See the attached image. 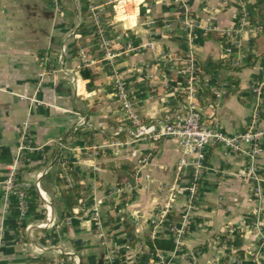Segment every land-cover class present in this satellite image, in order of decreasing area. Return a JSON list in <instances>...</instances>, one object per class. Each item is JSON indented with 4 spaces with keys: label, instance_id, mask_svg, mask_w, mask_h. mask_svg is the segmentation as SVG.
I'll return each instance as SVG.
<instances>
[{
    "label": "crops",
    "instance_id": "0c3cea01",
    "mask_svg": "<svg viewBox=\"0 0 264 264\" xmlns=\"http://www.w3.org/2000/svg\"><path fill=\"white\" fill-rule=\"evenodd\" d=\"M255 3L0 0V264H264V137L255 180L244 154L211 145L196 168L176 139L135 137L130 117L158 125L188 103L190 55L199 74L192 103L205 123L227 135L251 121L263 129L264 24ZM209 61L226 68L202 70ZM84 68L96 75L90 90ZM201 90L215 91L214 101L198 99ZM57 156L82 186L81 208L70 213L55 184ZM12 173L23 203L17 187L8 192ZM194 178L197 198L183 223ZM146 238L175 246L154 252Z\"/></svg>",
    "mask_w": 264,
    "mask_h": 264
},
{
    "label": "built area",
    "instance_id": "2783aa9c",
    "mask_svg": "<svg viewBox=\"0 0 264 264\" xmlns=\"http://www.w3.org/2000/svg\"><path fill=\"white\" fill-rule=\"evenodd\" d=\"M56 3V0H53ZM97 23V22H96ZM101 46L108 48V42L101 36ZM65 49L61 48L60 53L64 54ZM107 57H110V53H106ZM49 61L48 57H44V63ZM184 67L187 77V84L185 87V95L187 104L179 111H177L171 118L159 123L158 125L153 123H140L137 118L130 114L132 123L134 125V136L143 140L159 141L162 138H174L178 141V144L186 149L189 153L195 155L194 164L196 168H201V162L204 159V151L208 146L219 144L229 150L240 152L249 157L248 168L250 174L255 180L258 179L255 176V164L254 157L259 152V144L264 137V128L258 129L255 122L251 121L244 129L237 134L227 135L219 130L217 123L211 122L205 123L202 114L194 108L192 100L196 92V74L197 65L194 59L188 55L184 60ZM118 96L123 100L122 106L125 110L129 111L130 104L126 99L125 90L121 85L117 87ZM29 148V147H28ZM6 186L9 191H13L14 187H17L18 200L23 203L26 201V193L21 185L16 182L15 175L13 173L6 180ZM197 194V178H194L188 187V196L183 211V223L189 220L191 210L194 207ZM176 238L174 239L175 245L179 244V236H181V229L176 232ZM264 248V244L261 245ZM162 257L160 261L162 262Z\"/></svg>",
    "mask_w": 264,
    "mask_h": 264
},
{
    "label": "trees",
    "instance_id": "16d2710c",
    "mask_svg": "<svg viewBox=\"0 0 264 264\" xmlns=\"http://www.w3.org/2000/svg\"><path fill=\"white\" fill-rule=\"evenodd\" d=\"M145 1L152 2V0H145ZM255 8L258 10V16H259L260 22L264 24V5L262 4L261 0H256ZM84 34H85V31L83 30L80 31L81 36H83ZM79 41H81V39L80 40L77 39L76 41L74 40V43L71 48L73 56H76L77 54V46L75 43ZM225 68L226 67L222 66L220 63H213L209 61L205 64L202 70L208 72L211 70L225 69ZM81 76L83 80L87 81L86 89L90 90L93 87V81L96 75L92 73L91 71H89L88 69L84 68V69H81ZM198 77H199V74L196 77V83H195L196 89L199 88V83H197ZM221 82L223 81L219 77L215 86H218ZM233 83L235 84L236 82H233ZM202 96L207 97L210 101H214L216 97V93L215 91L201 90L197 98L199 99ZM54 164L56 165V168H57L55 184L59 188L60 199H61L62 204L64 205V210L70 213L72 212L74 208H81V203H79V200L82 197L81 196L82 186L80 185L79 177L72 171V166L69 163L68 158L67 157L60 158L59 156H57L55 158ZM126 236L128 238V244L132 246L134 244V238L129 233V231L126 232ZM145 242H146V245L154 252L156 251L169 252V251H172L175 246L173 240L171 239L146 238Z\"/></svg>",
    "mask_w": 264,
    "mask_h": 264
}]
</instances>
